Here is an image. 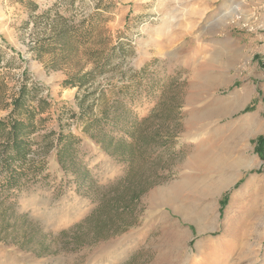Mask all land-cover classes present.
<instances>
[{
  "label": "rangeland",
  "instance_id": "obj_1",
  "mask_svg": "<svg viewBox=\"0 0 264 264\" xmlns=\"http://www.w3.org/2000/svg\"><path fill=\"white\" fill-rule=\"evenodd\" d=\"M236 4L248 22L228 21ZM94 13L100 28L89 43L74 49L67 39L62 49L52 41L53 27L64 25L60 18L78 24ZM116 45L124 51L113 53L114 64L96 72L91 85L63 89L64 79L89 71L94 58ZM0 50V115L25 75L44 87L41 95L51 103L31 135L33 155L44 157L42 173L0 197L1 241L32 245L39 264H264L258 148L264 137V0H0ZM93 88L108 102L119 99L138 119L150 115L162 95L158 110L167 117L158 118L160 133L172 141L152 143L141 152L146 161L132 166L109 155L70 117V110H80L75 96ZM242 95L239 106L227 109ZM246 118H253L256 131H246ZM50 130L79 137L77 151L91 178L84 186L53 158L49 143L56 135L41 141ZM142 130L156 135L154 120ZM229 174L235 181L224 182ZM137 188L147 189L131 200ZM174 188V197L151 196Z\"/></svg>",
  "mask_w": 264,
  "mask_h": 264
},
{
  "label": "trees",
  "instance_id": "obj_2",
  "mask_svg": "<svg viewBox=\"0 0 264 264\" xmlns=\"http://www.w3.org/2000/svg\"><path fill=\"white\" fill-rule=\"evenodd\" d=\"M29 4L32 10L37 9V5ZM95 15L97 14L90 15L78 24H72L60 18L64 25L53 27L52 41L62 49L67 46V39L75 42L74 49L89 43L100 28ZM43 48L44 45L39 47L40 50ZM116 51H124V46L116 45L110 51L101 52L98 57L94 58L93 66L89 71L64 79L61 82L63 89L76 87L79 91L91 85V79L96 72H104L114 64L113 53ZM38 53L37 57H40L41 53ZM2 62L3 56L0 50V65ZM4 87L3 81H0V100H2ZM43 89L44 87L31 82L29 76L25 75L17 95L10 104L9 111L4 116L0 115V197L3 194L22 190L28 183L36 181L37 176L44 169V157L31 156L33 154L31 135L44 121V119L36 118L51 106L50 101L41 95ZM97 90L96 88L88 90L81 97L77 94L75 99L80 110L78 113L70 110V117L80 120L83 124V131L90 133L109 155L125 160L132 166L139 158L146 161L141 152L152 143L165 147L168 142L172 141V137L164 138L160 133L163 122L158 118L167 117L158 110V105L163 100L162 95L150 115L138 119L129 108L119 103V99L115 102H108L103 91L98 90L97 92ZM89 97L94 98L92 104L84 106ZM103 104L107 105L103 106ZM96 105L100 107L97 111L94 110ZM174 118L177 119L178 115ZM150 120H154L157 130L156 135L148 137L142 132V127H145ZM113 130L123 132L129 139L121 135L115 136L112 133ZM53 135H56V138L52 139L49 144L55 147L58 164L64 171L71 172L75 176L76 186H84L91 178L90 170L77 151L80 143L79 137L70 132L64 133L63 130L57 132L50 130L40 136L41 141L45 142ZM258 148L264 157V137L258 139ZM146 189L134 190L130 197L131 200L138 199Z\"/></svg>",
  "mask_w": 264,
  "mask_h": 264
},
{
  "label": "bare ground",
  "instance_id": "obj_3",
  "mask_svg": "<svg viewBox=\"0 0 264 264\" xmlns=\"http://www.w3.org/2000/svg\"><path fill=\"white\" fill-rule=\"evenodd\" d=\"M228 6H229V5H228ZM234 7H235V6H234ZM233 10H234V9H233ZM239 11H240V9H238V4H236L235 11L233 12L234 14H231V16H229V17L227 18L228 21H229V22H237V23H239V22H241V21H243L244 23H245V22H248L249 19H250V18L248 19V15H247L248 13L245 14V13H243V12H241V11L239 12ZM229 12H230V11H227L226 13H229ZM245 12H246V11H245ZM250 14H251V13H250ZM252 18H253V16H252ZM243 25H244V24H243ZM218 78L221 79V77H218ZM222 79H223V78H222ZM224 81H225V80H224ZM216 82H217V81H216ZM226 83H227V82H226ZM216 84H217V83H216ZM244 93H245V92H244ZM234 97H237V95L234 96ZM234 97H233V98H234ZM243 97H244V95H242V96L239 97V98H235V99H233V100L230 99V100H232V101H230V105H229V106H228L227 104H223V105H225V106L227 105V106H226L227 109H228V107L231 108V109H232V108H236L237 106H239V103H240L239 101H241V100L243 99ZM243 101H244V100H243ZM244 102H245V101H244ZM244 102H243V103H244ZM225 106H223V107L226 108ZM227 109H226V110H227ZM214 111H215V110H214ZM216 111H217V110H216ZM227 111H229V110H227ZM217 112H218V111H217ZM232 112H233V111H232ZM215 113H216V112H215ZM224 113H225V112H224ZM226 113H227V112H226ZM219 114H220V113H219ZM219 114H218V115H219ZM221 114H222V113H221ZM212 115H213V113H212ZM212 115H211V116H212ZM214 115H215V114H214ZM216 115H217V113H216ZM205 116L209 117V115H205ZM211 116H210V117H211ZM207 117H204V118H205L204 120H207V119H206ZM213 118H214V116H213ZM215 118H217V116H216ZM246 119H247V118H246ZM252 119H253V118H252ZM252 119H251V120H252ZM212 120H213L212 122H214L215 119H212ZM243 120H244V119H243ZM247 120H248V119H247ZM251 120H250V121H249V120H248V121L244 120V121H246V124H245V127H246V129H247L246 131L249 130V131L253 132V131L255 130V123H256V122H253L254 120H252V121H251ZM202 121H203V120H202ZM210 121H211V120H210ZM210 121H207V122H210ZM255 121H256V120H255ZM208 124H209V123H208ZM241 124H242V123H241ZM198 125L200 126V124H198ZM205 125H206V124H205ZM209 125H211V124H209ZM209 125H208V126H209ZM242 125H243V124H242ZM199 126H198V127H199ZM256 126H257V125H256ZM209 127H210V126H209ZM230 127H231V126H230ZM195 129H197V128L195 127ZM195 129H194V130H195ZM204 129H205V127H204ZM207 129H208V127H207ZM209 129H210V128H209ZM220 129H222V128H220ZM230 129H231V128H230ZM198 130H199V129H198ZM200 130H201V129H200ZM200 130H199V131H200ZM218 130H219V129H218ZM228 130H229V129H228ZM209 131H210V130H209ZM255 131H256V130H255ZM231 132H232V131H231ZM236 132H237V131H236ZM236 132H235V133H236ZM241 132H242V131H241ZM241 132H240V133H241ZM243 132H244V131H243ZM251 132H250V133H251ZM198 133H200V132H198ZM204 133H205V132H202L201 135H204ZM222 133H223V132H222ZM228 133H230V132H228ZM232 133H233V132H232ZM240 133H236V134H240ZM246 133H247V132H246ZM254 133H255V132H254ZM207 134H208V133H207ZM241 134H242V133H241ZM241 134H240V135H241ZM209 135H210V133H209ZM247 135H248V134H247ZM247 135H245V136H247ZM251 135H252V134H251ZM199 136H200V135H199ZM241 136H242V135H241ZM200 137H201V136H200ZM247 137H248V136H247ZM186 138H187V137H186ZM201 138H202V137H201ZM241 138H242V137H241ZM190 139H191V140H197V139H198V134H197V136H195V135L191 136ZM198 141H199V140H198ZM200 141H201V140H200ZM205 141H206V140H205ZM214 142H215V141H214ZM198 143H199V142H198ZM210 144H211V143H210ZM212 144H213V143H212ZM212 144H211V145H212ZM204 145H205V144H204ZM211 145H209L208 147L210 148ZM199 146H200V145H199ZM201 147H202V146H201ZM211 147H212V146H211ZM203 148L206 150L207 146H206V148H205V147H203ZM212 148H213V147H212ZM205 150H204V151H205ZM207 150H209V149H207ZM200 152H201V151H200ZM216 153H217V152H216ZM198 154H200V153H198ZM195 155H196V154H195ZM211 155H212V154H211ZM191 156H192V155H191ZM191 156H190V157H191ZM197 156H198V155H197ZM212 156H213V155H212ZM195 157H196V156H195ZM201 157H203V156H201ZM201 157L198 156V158H201ZM216 157H218V156H216ZM190 159H192V158H190ZM194 159H195V158L193 157V160H194ZM245 159H246V158H245ZM252 159H253V158H252ZM198 160H199V159H198ZM202 160H203V159H202ZM212 160H213V159H212ZM215 160H217V159H215ZM194 161H196V160H194ZM199 161H200V160H199ZM213 161H214V160H213ZM227 161H228V160H227ZM230 161H231V160H230ZM218 162H219V160H218ZM218 162H217V164H218ZM220 162H221V161H220ZM220 162H219V163H220ZM236 162L238 163L239 161H236ZM240 162H242V161H240ZM245 162H246V161H245ZM245 162H244V163H245ZM202 163H203V162H202ZM204 163H205V162H204ZM212 163H213V162H212ZM237 163H236V164H237ZM246 163H247V162H246ZM196 164H197V163H196ZM217 164H216V165H217ZM214 165H215V164H214ZM231 165H232V164H231ZM233 165H234V164H233ZM241 165H242V163H241ZM241 165H240V166H241ZM200 166H201V165H200ZM238 166H239V165H238ZM232 167H234V166H232ZM243 167H244V166H243ZM215 169H216V168H215ZM226 169H227V168H226ZM222 170L225 172L224 169H222ZM219 171H220V170H219ZM228 171H229V170H228ZM221 173H222V172H221ZM227 174H228V173H227ZM223 175H224V174H223ZM220 176H221V175H220ZM225 177H226V178H225V181H224V182H226V181H227V182H231L232 180L235 181L234 177H236V176L233 175V174H229V175H227V176H225ZM190 178H191V177H190ZM218 178H220V177H218ZM185 179H189V178H188V177H185ZM220 179H221V178H220ZM220 179H219V180H220ZM221 180H222V179H221ZM221 180H220V181H221ZM187 181H190V180H187ZM217 181H218V180H217ZM185 182H186V181H184V183H185ZM182 183H183V182H182ZM189 183H190V182H189ZM220 183H221V182H220ZM177 184H179V183H177ZM215 184H216V183H215ZM180 185H181V184H180ZM180 185H179V187H180ZM218 185H219V184H218ZM222 185H223V184H222ZM225 185H226V184H225ZM184 186H186V185H184ZM188 186H189V185H188ZM216 186H217V185H216ZM218 187H219V186H218ZM222 188H223V187H222ZM182 189H184V188H182ZM163 190H164V189H163ZM174 190H175V188H174ZM174 190H167V191H165V192L163 191V193H161V195H160V192L155 191V192H153V194H151V196H156V195H157V196H160V197H161V196H164V197H166V196H167V197L170 196V197H171V196H173L174 192H176V190H175V191H174ZM180 190H181V189H180ZM176 194L178 195L177 192H176ZM177 195H176V198H177ZM180 195H181V194H180ZM170 197H169V198H170ZM173 197H174V196H173ZM155 198H156V197H155ZM155 198H154V199H155ZM161 199H162V197H161ZM177 199H178V198H177ZM156 200H157V199H156ZM158 200H159V199H158ZM167 200H168V199H167ZM167 204H168V202H167ZM165 205H166V204H165ZM169 205H171V203H169ZM176 207H177V206H176ZM173 209H174V208H173ZM160 211H161V210H160ZM160 213H161V212H160ZM231 240H232V239H231ZM233 241H234V240H233ZM235 243H236V242H235ZM10 260H11V259H10ZM8 264H9V263H8ZM10 264H11V262H10Z\"/></svg>",
  "mask_w": 264,
  "mask_h": 264
},
{
  "label": "crops",
  "instance_id": "obj_4",
  "mask_svg": "<svg viewBox=\"0 0 264 264\" xmlns=\"http://www.w3.org/2000/svg\"><path fill=\"white\" fill-rule=\"evenodd\" d=\"M53 158L56 159L55 154ZM56 162L58 164L57 159ZM71 178L74 183L75 176L72 175ZM48 251L50 252V250ZM50 256L51 254L49 253L45 254L47 258H50ZM40 257L38 249L32 245L25 247L19 242L6 243L0 240V264H10V262L11 264H39Z\"/></svg>",
  "mask_w": 264,
  "mask_h": 264
},
{
  "label": "built area",
  "instance_id": "obj_5",
  "mask_svg": "<svg viewBox=\"0 0 264 264\" xmlns=\"http://www.w3.org/2000/svg\"><path fill=\"white\" fill-rule=\"evenodd\" d=\"M22 81H23V77H20V78H18L17 83L14 84V88H13V91H12V95L9 97V103L10 104H12L13 98L17 95V93H18V91L20 89V86H21Z\"/></svg>",
  "mask_w": 264,
  "mask_h": 264
}]
</instances>
